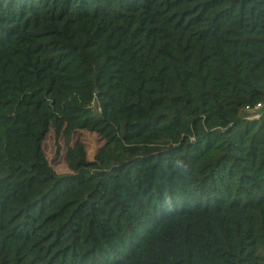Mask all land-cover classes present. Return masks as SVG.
I'll return each instance as SVG.
<instances>
[{"label": "trees", "instance_id": "1", "mask_svg": "<svg viewBox=\"0 0 264 264\" xmlns=\"http://www.w3.org/2000/svg\"><path fill=\"white\" fill-rule=\"evenodd\" d=\"M259 103L264 0H0V264H264Z\"/></svg>", "mask_w": 264, "mask_h": 264}, {"label": "rangeland", "instance_id": "2", "mask_svg": "<svg viewBox=\"0 0 264 264\" xmlns=\"http://www.w3.org/2000/svg\"><path fill=\"white\" fill-rule=\"evenodd\" d=\"M261 54V52H260ZM251 116L257 113L250 111ZM82 142L87 151L88 158L93 161L98 151L104 146L105 141L95 133L79 131L74 137V142ZM44 150L53 169L59 174H69V168L65 161L66 146L62 139H57L54 133H50L44 143Z\"/></svg>", "mask_w": 264, "mask_h": 264}, {"label": "built area", "instance_id": "3", "mask_svg": "<svg viewBox=\"0 0 264 264\" xmlns=\"http://www.w3.org/2000/svg\"><path fill=\"white\" fill-rule=\"evenodd\" d=\"M262 109H264V103H259L255 106L254 109H252L253 113H257L259 111H261ZM260 114H256L255 116H253V118H259Z\"/></svg>", "mask_w": 264, "mask_h": 264}]
</instances>
